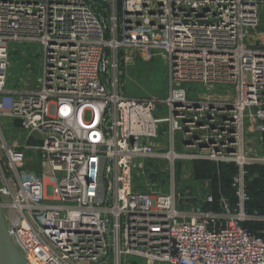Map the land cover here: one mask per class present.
<instances>
[{"label":"built area","instance_id":"2783aa9c","mask_svg":"<svg viewBox=\"0 0 264 264\" xmlns=\"http://www.w3.org/2000/svg\"><path fill=\"white\" fill-rule=\"evenodd\" d=\"M101 1L0 0V208L14 246L26 264H264V235L243 226L264 232L243 171L247 129L264 145V46H250L264 0ZM26 43L43 51L36 91L6 84L9 47ZM155 51L168 97L118 92L123 65ZM182 83L235 87L218 108H195L202 138L238 166L236 202L219 210L189 213L173 192L133 186L147 159L182 157L177 133L195 121ZM157 103L169 108L160 152Z\"/></svg>","mask_w":264,"mask_h":264},{"label":"rangeland","instance_id":"374dc122","mask_svg":"<svg viewBox=\"0 0 264 264\" xmlns=\"http://www.w3.org/2000/svg\"><path fill=\"white\" fill-rule=\"evenodd\" d=\"M250 43L252 47L264 46V17L256 32L250 36ZM42 61L43 51L40 44L10 45L7 87L38 90ZM170 85L167 57L164 53L155 51L139 55L129 64L123 65L122 73L118 77L117 91L124 96L149 97L156 101H164L168 97ZM176 86L185 90L186 101L193 102L194 106L192 112L188 114L190 121L195 120L194 125L177 133L175 150L182 157L175 159L172 164L164 158L147 159L144 161L145 168L138 169L133 173L134 189L162 193L173 192L177 198L178 208L189 213L206 209L208 204L205 203V198L209 194L215 197L218 207L222 200L232 204L233 196L235 203L236 197L232 188V180L238 173V166L234 162L224 161L227 158L226 156L221 157L217 153L218 146L211 140L202 138L211 131L203 127L205 115L195 111V108L199 107L198 103H202L203 107L208 103L209 107L218 108L217 104L231 101L232 95L235 94V87L216 86L214 90L206 91L198 84L182 83ZM168 111L167 106L157 103L156 117L161 121H159V138L156 143L160 149L159 152L165 148L167 150V124L163 119L167 117ZM3 132L6 134L5 130ZM256 134V132H252L246 135V158L256 159V161L244 165V185L250 200L248 207L264 216V146L259 138L257 141L256 137H253ZM32 135L34 138L38 137L36 133ZM14 137L15 134L10 135L7 141L13 140ZM257 144L262 149L260 154L262 156H256L253 153ZM249 149L250 152H247ZM33 158H36L35 153H33ZM24 165L38 167L36 162L31 161H25ZM151 173L157 176L155 182L148 178ZM1 212L4 218L2 208ZM259 232L264 235L263 231Z\"/></svg>","mask_w":264,"mask_h":264},{"label":"water","instance_id":"95a60500","mask_svg":"<svg viewBox=\"0 0 264 264\" xmlns=\"http://www.w3.org/2000/svg\"><path fill=\"white\" fill-rule=\"evenodd\" d=\"M95 2L101 6L105 5V2L101 0H95ZM149 180L155 182L157 179L156 174L151 173L148 176ZM0 264H26L25 258L14 246L1 212L0 208Z\"/></svg>","mask_w":264,"mask_h":264},{"label":"trees","instance_id":"16d2710c","mask_svg":"<svg viewBox=\"0 0 264 264\" xmlns=\"http://www.w3.org/2000/svg\"><path fill=\"white\" fill-rule=\"evenodd\" d=\"M214 197V196H213ZM214 200H215V203H213V204H208L207 206V208L206 209H209V210H219V208H218V206H217V204H216V199H215V197H214ZM234 201H235V199H234V196H233V200H232V204H234ZM249 208V207H248ZM251 208V207H250ZM249 208V209H250ZM258 208V207H257ZM245 228H248L249 230H251V231H253V232H255L256 234H260V232L259 231H263V227L260 225V224H255V223H246V224H244L243 225ZM260 228V229H259ZM257 232H259V233H257Z\"/></svg>","mask_w":264,"mask_h":264},{"label":"crops","instance_id":"0c3cea01","mask_svg":"<svg viewBox=\"0 0 264 264\" xmlns=\"http://www.w3.org/2000/svg\"><path fill=\"white\" fill-rule=\"evenodd\" d=\"M253 131L252 130H250V129H247V135L248 134H250V133H252ZM257 136H259V135H255V136H253V137H256V140L258 141V138L260 139V136L259 137H257ZM249 142H250V140H249ZM263 145V144H262ZM264 146V145H263ZM262 146V147H263ZM258 147V148H257ZM261 148H260V146H258V144L256 145V149H253V153L256 155V156H262V155H260L261 154ZM247 152H250V149H249V151H247ZM258 160V159H257ZM264 160V159H263ZM256 161V159H254V162ZM262 227H263V225H261Z\"/></svg>","mask_w":264,"mask_h":264}]
</instances>
